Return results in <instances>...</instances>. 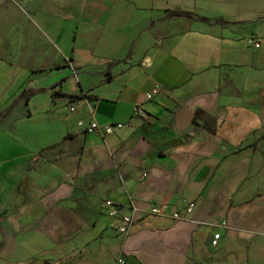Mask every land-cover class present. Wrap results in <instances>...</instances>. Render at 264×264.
<instances>
[{"label":"crops","instance_id":"crops-1","mask_svg":"<svg viewBox=\"0 0 264 264\" xmlns=\"http://www.w3.org/2000/svg\"><path fill=\"white\" fill-rule=\"evenodd\" d=\"M158 1L0 0V29L42 42L30 60L0 51V112L15 104L0 119L13 128L0 264H264V0H223L248 12L234 16L207 15L213 2L199 0L194 13L228 21L212 25L165 18L175 8ZM37 88L50 90L19 97ZM91 116L122 127L86 133ZM20 118L38 134L16 130ZM108 198L138 208L125 235ZM183 200L194 208L175 219Z\"/></svg>","mask_w":264,"mask_h":264},{"label":"rangeland","instance_id":"rangeland-1","mask_svg":"<svg viewBox=\"0 0 264 264\" xmlns=\"http://www.w3.org/2000/svg\"><path fill=\"white\" fill-rule=\"evenodd\" d=\"M8 2H14L15 0H7ZM180 0H159L157 3L160 7H162V9L165 8H176L178 7H182V4H178ZM191 1V5H187V9L191 10V12H197L198 9L202 8L204 10L203 7H201V5L199 4V0H190ZM223 0H211L210 5L205 6L204 13H206L207 15H210L212 13V15H228V16H234V15H238V14H247L248 12L244 9L239 8L240 4H236V2H232V5H230V3L227 1V5L224 6L223 3H221ZM263 0H255V2H253V4L255 6L260 7L262 5ZM221 3V4H220ZM91 4V3H90ZM204 6V5H203ZM264 8V7H263ZM240 12V13H239ZM147 26L150 27V24L148 23ZM168 32V30H167ZM93 34H95L94 32H88L86 34V36H90V40L93 37ZM0 41L2 42H8L9 44H6L5 46H1L0 45V51H6L9 50V54H19L21 57H25V59H31L36 51V49L39 48V46L41 45L42 42H40L37 38H31L28 35H26L25 31H19V32H15L12 29H10L9 25L5 24L4 28L0 29ZM66 72V87L68 89H76L78 88V81L75 80V78H73L72 74L69 72L68 69H65ZM56 81L52 82L50 85L54 84ZM68 105L65 104V107H67ZM25 109L24 105H21L19 107V109H17V111H21ZM67 113V110H65V114ZM20 115V114H19ZM38 119V116H37ZM32 120V118H31ZM22 119H18L15 120L14 124H15V129L17 130H21L22 131H30L31 135H37L40 129V125L38 122H35L34 124H24L22 121ZM26 122V121H25ZM28 122V121H27ZM12 124V123H11ZM25 125V126H24ZM11 127H9V124L6 122L5 124L0 125V158L7 156V152L9 150V146L11 145L10 142V138L7 135V131L10 130ZM13 129V128H12ZM11 129V130H12ZM14 129V130H15ZM28 130V131H27ZM35 138L33 136H31L30 138L27 137L25 142V146L29 145V146H35ZM38 154H40L39 151H37L35 153V155H33L29 161L30 163L32 161H36L34 160ZM1 219V218H0Z\"/></svg>","mask_w":264,"mask_h":264},{"label":"built area","instance_id":"built-area-1","mask_svg":"<svg viewBox=\"0 0 264 264\" xmlns=\"http://www.w3.org/2000/svg\"><path fill=\"white\" fill-rule=\"evenodd\" d=\"M245 43L248 46L254 47V48H259L260 47V41L257 40L254 37L251 36H247L245 39ZM75 76L77 77V75L75 74ZM148 99H151L153 97L152 94H148L146 96ZM84 100V103L87 104L88 108L90 109V112L93 115V111L91 109V105L89 102V98H82ZM80 102L74 101L73 104L70 105V110L72 112H74L76 110V106L79 105ZM115 127H122V124L120 122L112 124V123H108V124H100L95 118H93V116H91L89 122L87 123L86 126V133H93L95 131L98 130H102V132H104V134H109L111 132H113ZM104 207L106 208V214L110 217H115L119 220V224L117 225V232L119 234L125 235L128 232V229L130 228V226L132 225V223L134 222L135 216L138 212V208H136L134 205H131L128 209L127 212L123 211L122 206L118 205V203L114 202L112 199H105L103 201ZM194 201H189V200H183L182 202V209L181 210H173L171 212V216L175 219H179L183 217V214L186 213H190L193 208H194ZM168 208V205H166V203L163 204H158V205H154L150 208L149 212L150 214H161L163 213L164 210H166ZM226 224V221L224 219L219 220L216 223H212V225L214 227H220V226H224ZM220 239V233L218 231L213 232L211 239H210V244L213 247H217L218 246V242ZM119 262H122V260H118Z\"/></svg>","mask_w":264,"mask_h":264},{"label":"trees","instance_id":"trees-1","mask_svg":"<svg viewBox=\"0 0 264 264\" xmlns=\"http://www.w3.org/2000/svg\"><path fill=\"white\" fill-rule=\"evenodd\" d=\"M174 18V17H187V19L190 20H194V21H200L203 23H207V24H216V23H220V24H225L228 21H224L223 19L220 18H210V17H206L204 15L201 14H197L188 10H184V9H168L165 18ZM155 20H151L150 21V25H153ZM156 22V21H155ZM54 87L51 86V88ZM50 88H37L34 89L33 91L28 92L27 94L24 93V90L21 92L19 97L24 98V100H27L31 95L37 93V92H47L49 91ZM14 102H12L9 106L6 107V109L2 112H0V119L5 117L7 114L11 113V111L13 110L14 107Z\"/></svg>","mask_w":264,"mask_h":264}]
</instances>
